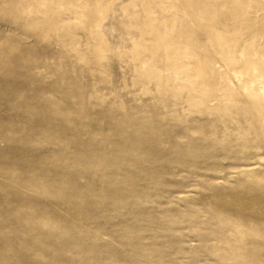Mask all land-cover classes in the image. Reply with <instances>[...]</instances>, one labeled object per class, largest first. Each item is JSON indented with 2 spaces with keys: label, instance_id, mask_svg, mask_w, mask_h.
Returning <instances> with one entry per match:
<instances>
[{
  "label": "rangeland",
  "instance_id": "374dc122",
  "mask_svg": "<svg viewBox=\"0 0 264 264\" xmlns=\"http://www.w3.org/2000/svg\"><path fill=\"white\" fill-rule=\"evenodd\" d=\"M253 102L264 0H0V264H264Z\"/></svg>",
  "mask_w": 264,
  "mask_h": 264
},
{
  "label": "bare ground",
  "instance_id": "6f19581e",
  "mask_svg": "<svg viewBox=\"0 0 264 264\" xmlns=\"http://www.w3.org/2000/svg\"><path fill=\"white\" fill-rule=\"evenodd\" d=\"M244 65V64H243ZM240 68L241 72L242 70L246 71L249 66L245 64L244 66ZM243 76L242 79H244L245 82H247V75H241ZM245 91H247L250 95V87L248 84L245 85ZM256 89L254 88V93L255 94ZM256 96V95H255ZM247 102L250 104L251 101L247 100ZM264 117V102H253V107L250 105H246L245 108V113H244V118L247 121V134H248V151L250 155V161L248 162V177L250 180V194L253 196L255 199V203L258 204L259 206L264 205V136H262V129H261V122L262 118ZM252 119L257 122V127L258 131H260L259 134L255 135L256 139L252 138ZM253 147L258 148V150H261L260 153L258 154V159L263 162L261 163L260 166H256L253 160V154L254 151L252 150ZM260 164V163H259Z\"/></svg>",
  "mask_w": 264,
  "mask_h": 264
}]
</instances>
